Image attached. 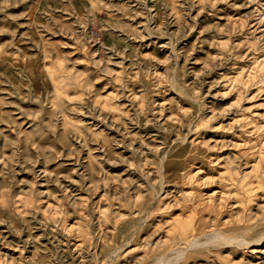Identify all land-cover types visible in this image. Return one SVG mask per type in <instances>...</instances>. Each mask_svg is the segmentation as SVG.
I'll list each match as a JSON object with an SVG mask.
<instances>
[{"label": "rangeland", "instance_id": "rangeland-1", "mask_svg": "<svg viewBox=\"0 0 264 264\" xmlns=\"http://www.w3.org/2000/svg\"><path fill=\"white\" fill-rule=\"evenodd\" d=\"M0 264H264V0H0Z\"/></svg>", "mask_w": 264, "mask_h": 264}, {"label": "bare ground", "instance_id": "bare-ground-1", "mask_svg": "<svg viewBox=\"0 0 264 264\" xmlns=\"http://www.w3.org/2000/svg\"><path fill=\"white\" fill-rule=\"evenodd\" d=\"M192 243H194V242H192Z\"/></svg>", "mask_w": 264, "mask_h": 264}]
</instances>
